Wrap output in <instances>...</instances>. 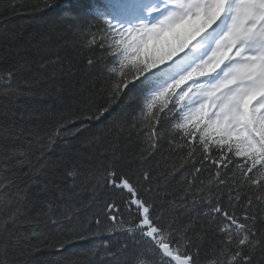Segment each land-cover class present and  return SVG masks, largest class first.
Listing matches in <instances>:
<instances>
[{
	"label": "trees",
	"instance_id": "1",
	"mask_svg": "<svg viewBox=\"0 0 264 264\" xmlns=\"http://www.w3.org/2000/svg\"><path fill=\"white\" fill-rule=\"evenodd\" d=\"M110 2L0 0V174L15 180L28 201L17 223L9 225L15 238L0 241V261L5 264H145L135 257L148 249L147 238L130 239L127 228L132 217L121 198L93 188L95 182L85 180L86 167L79 176L65 174L66 167L87 162L90 157H119L133 182L140 186L143 199L156 205L154 215L161 217V226L172 224L179 229L190 221L197 226L207 223L204 213L208 204H201L199 197L211 196L207 191L210 172L194 176L190 163L181 167V150L169 143V138L177 134L174 126L179 116L170 122L169 117L160 120L165 139L144 162L140 154L146 144L137 131L147 132L155 123L145 107L152 94L144 95L146 86L135 79L131 69H125L129 73L128 87L118 95L110 92L112 84L106 80L103 61L113 60V54L102 53L87 39L104 24L97 18L96 9L108 12V19L114 15L108 8ZM124 17L130 18L117 19ZM153 54L149 48L141 60ZM121 56L115 58L114 65L109 64V69L119 68ZM89 60L94 63L90 65ZM21 64L24 70L15 71ZM187 66L177 70L169 65L160 73L158 69L152 71L166 83L179 78ZM9 71H15L10 81ZM107 74L114 81L123 79L115 73ZM145 75L155 79L152 73ZM190 85H181V89L187 90ZM161 107L157 101L154 111L162 117ZM105 108L108 110L100 115ZM60 124L64 125L63 134L49 145L47 136ZM33 138H43V143L32 144L29 155L33 162L37 155L42 154L43 159L30 175H25L28 167H19L8 155L12 149L27 148ZM144 172L150 174V181L143 179ZM45 185L50 189L47 193L41 192ZM149 185L153 190L145 192ZM4 199L0 197V201ZM113 201L120 206L123 223L120 216L115 223L107 218L105 205ZM65 202L79 206L78 216L70 222L61 219L60 227L47 224L49 205L62 217ZM214 243L210 239L200 248L199 264H215L219 252H213ZM154 258L159 264V258Z\"/></svg>",
	"mask_w": 264,
	"mask_h": 264
},
{
	"label": "snow or ice",
	"instance_id": "2",
	"mask_svg": "<svg viewBox=\"0 0 264 264\" xmlns=\"http://www.w3.org/2000/svg\"><path fill=\"white\" fill-rule=\"evenodd\" d=\"M108 8L114 12L110 19L105 10H95L104 24L95 34L89 33L87 39L102 53L113 54V60L103 61L106 80L112 84L110 92L118 95L128 87L129 73L125 69H131L136 73L135 79L145 84L144 95L152 94L145 107L155 123L149 125L147 132L137 131L146 144L140 154L144 162L165 139L160 120L169 117L170 122L179 116L174 126L177 134L169 138V143L181 150V167L190 163L194 176L205 170L210 172L207 191L211 196L199 197L201 204H208L204 213L207 223L197 226L190 221L179 229L172 224L161 226V217L154 215L156 205L143 199L140 186L115 154L74 163L65 168V174L79 176L86 167L85 180L94 181L93 188L121 198L132 217L127 228L130 239L147 238L148 249L135 257L138 262L157 264L154 257H158L159 264H199L200 248L211 239L215 242L213 252H219L215 264H264V0H111ZM145 14H159L157 22L147 26L143 21ZM117 16L141 19V24L134 28L130 20L122 22ZM112 19H116L115 24ZM164 28L181 31L176 39L141 60L144 51L140 38ZM208 45L211 47L207 53L197 59L200 50ZM117 56H121L119 68L109 69ZM174 57L178 59L174 61ZM169 61L173 63L168 66L175 65L177 70L191 66L179 78L162 83L159 74L152 70L160 73L164 68L160 66ZM93 63L89 60L90 65ZM24 68L21 64L15 71ZM15 71L8 72L9 81ZM108 72L123 79L114 81ZM146 73H152L155 79ZM189 82L192 83L187 90L181 89ZM157 101L162 105V117L154 111ZM107 110L103 109L100 115ZM63 128L60 124L47 136L49 145L63 134ZM34 143H43V138H33L27 148L12 149L8 155L19 167H28L25 175H30L43 159L42 154L37 155L33 162L29 155ZM143 179L150 181V174L144 172ZM152 190L151 185L144 189ZM49 191L47 185L41 189L43 193ZM63 196L61 193V199ZM0 197H6L0 201V241L10 242L15 233L9 225H15L24 212L27 196L15 180L0 174ZM105 208L108 219L115 223L120 216L123 223L119 205L108 202ZM79 212L78 205L65 202L62 217H58L49 205L47 224L60 227L61 219L70 222ZM96 223L100 225L99 218Z\"/></svg>",
	"mask_w": 264,
	"mask_h": 264
},
{
	"label": "clouds",
	"instance_id": "3",
	"mask_svg": "<svg viewBox=\"0 0 264 264\" xmlns=\"http://www.w3.org/2000/svg\"><path fill=\"white\" fill-rule=\"evenodd\" d=\"M182 27L183 26H181V28ZM181 28H164L145 34L140 38L141 48L144 52H147L149 48H151V51L155 53L157 50L176 39L181 31Z\"/></svg>",
	"mask_w": 264,
	"mask_h": 264
},
{
	"label": "rangeland",
	"instance_id": "4",
	"mask_svg": "<svg viewBox=\"0 0 264 264\" xmlns=\"http://www.w3.org/2000/svg\"><path fill=\"white\" fill-rule=\"evenodd\" d=\"M150 0H144V2L146 3V2H149ZM143 19H145L144 17H143ZM137 22H140L141 23V19H137ZM145 23V22H144ZM146 24V23H145ZM211 47V45H209V48Z\"/></svg>",
	"mask_w": 264,
	"mask_h": 264
}]
</instances>
